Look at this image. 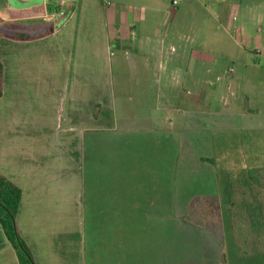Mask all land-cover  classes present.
Segmentation results:
<instances>
[{
    "label": "crops",
    "instance_id": "1",
    "mask_svg": "<svg viewBox=\"0 0 264 264\" xmlns=\"http://www.w3.org/2000/svg\"><path fill=\"white\" fill-rule=\"evenodd\" d=\"M239 1L169 0L171 24L159 36L143 9L118 11L107 0H0V174L22 192L17 227L36 264H169L137 261V237L134 247L132 237L129 245H122L118 237L121 244L108 249L114 252L107 259L101 239V247L93 248L88 261L82 229L75 228V218L81 219L75 188L79 158L92 133L116 122L113 49L133 51L129 64L138 73L157 70L162 90L171 88L162 86L169 80L163 73L169 74L171 85L196 89L194 75L203 73L205 57L222 52L221 41L237 44L232 34L240 32L246 43L251 42L246 24L236 25L231 16L232 9L240 10L245 2ZM194 2L215 7L221 19H212L216 30L206 33ZM181 4L189 7L192 17L174 23ZM243 10L247 19L264 23V4H246ZM249 86H234L246 105L264 94L261 84ZM223 89L217 90L219 103ZM232 91L230 101L235 102ZM181 106L193 112L196 102L184 100ZM253 108L248 110L261 112ZM106 201H100L97 218L113 213L114 204L110 209ZM122 232L119 229L118 235ZM0 264H18L1 227Z\"/></svg>",
    "mask_w": 264,
    "mask_h": 264
},
{
    "label": "rangeland",
    "instance_id": "2",
    "mask_svg": "<svg viewBox=\"0 0 264 264\" xmlns=\"http://www.w3.org/2000/svg\"><path fill=\"white\" fill-rule=\"evenodd\" d=\"M107 1L118 11L143 9L159 36L171 24L169 0ZM263 2L245 0L240 10L232 9L236 25L246 24L251 42L246 43L240 32L232 34L237 44L221 41L222 52L205 57L203 73L194 75L199 82L196 89L171 85L169 74L163 73L169 80L162 86L171 88L162 90L157 70L138 73L129 64L135 57L133 51L113 49L116 122L91 134L76 176L81 219L75 218V228L82 229L88 261L93 248L101 247V239L107 259L114 252L108 249L121 244L118 237L122 245L131 244L132 237L133 247L137 237L134 253L144 263L264 264V255L251 243L247 254L238 253L227 212L217 226L204 220L197 227L182 219L194 197H216L218 205L228 206L232 177L242 169H264V94L258 93L256 102L246 105L234 87H264V23L247 19L243 10V5ZM194 3L196 17L206 22V33L216 30L212 19H219V13L215 7ZM178 8L174 23L191 19L189 7L181 4ZM175 76L178 80L179 75ZM233 88L236 101L230 97L224 105L222 98ZM184 100L196 102L193 112L181 106ZM251 107L261 112L248 110ZM105 198L110 209L114 204L113 213L97 218L95 211ZM119 229L123 235H118Z\"/></svg>",
    "mask_w": 264,
    "mask_h": 264
},
{
    "label": "trees",
    "instance_id": "3",
    "mask_svg": "<svg viewBox=\"0 0 264 264\" xmlns=\"http://www.w3.org/2000/svg\"><path fill=\"white\" fill-rule=\"evenodd\" d=\"M3 68L0 62V97ZM97 117V116H95ZM231 202L217 204L216 197H195L189 204L183 221L202 226L218 225L227 212L238 253L247 254L249 244L264 255V169H242L231 180ZM22 192L18 186L0 174V227L15 251L18 264H36L31 250L17 227V214ZM249 241V242H248Z\"/></svg>",
    "mask_w": 264,
    "mask_h": 264
},
{
    "label": "built area",
    "instance_id": "4",
    "mask_svg": "<svg viewBox=\"0 0 264 264\" xmlns=\"http://www.w3.org/2000/svg\"><path fill=\"white\" fill-rule=\"evenodd\" d=\"M176 3H177V1H174L173 2L174 5ZM230 97H232V98L234 97L233 92H229V94L227 96H225V97L222 98V102H223L224 105L228 104V100H229Z\"/></svg>",
    "mask_w": 264,
    "mask_h": 264
}]
</instances>
